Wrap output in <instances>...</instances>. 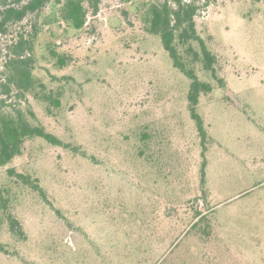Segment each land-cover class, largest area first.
Returning <instances> with one entry per match:
<instances>
[{
	"label": "rangeland",
	"instance_id": "rangeland-1",
	"mask_svg": "<svg viewBox=\"0 0 264 264\" xmlns=\"http://www.w3.org/2000/svg\"><path fill=\"white\" fill-rule=\"evenodd\" d=\"M61 1L0 33V110L65 143L28 138L0 165V264H264V0H187L215 57L208 69L198 41L178 44L211 86L197 105L206 148L191 79L149 31L163 0L87 4L80 29ZM21 36L34 41L27 91L5 86Z\"/></svg>",
	"mask_w": 264,
	"mask_h": 264
},
{
	"label": "trees",
	"instance_id": "trees-1",
	"mask_svg": "<svg viewBox=\"0 0 264 264\" xmlns=\"http://www.w3.org/2000/svg\"><path fill=\"white\" fill-rule=\"evenodd\" d=\"M50 1L17 0L18 5H5L0 9V33L6 32L11 23L22 21L31 13L40 12ZM61 2V16L75 28L80 29L87 21V4H91L97 11L99 0H63ZM196 12L197 6L192 1L163 0L159 3L152 2L148 12L149 31L161 37L164 48L173 59L174 65L191 79L189 109L201 135L202 143L206 148L208 133L204 120L197 111V105L201 92L210 91L211 86L201 81L195 71L187 67L185 61L182 59L178 45H185L192 40L198 41L201 46L205 67L208 69L213 68L215 57L207 48L205 41L197 33ZM33 42V39H26L21 36L11 47L12 56L6 62V66L11 70L8 83L5 86L11 87V84H15L21 91H27L31 87L33 79L31 58H23L22 55L27 49L32 50ZM188 49L193 50L191 46ZM198 55L199 53L195 52V57ZM59 60L64 62L65 59L59 58ZM46 98L56 106L60 103L59 99L54 98L52 95H47ZM31 137H42L54 145L65 144L55 134L47 131L45 127L31 123L23 113L0 110V165H6L21 155L26 140ZM206 165L205 159L202 170L204 181L206 178ZM10 171L16 174L24 183L30 184L34 189L43 193L40 185L31 180L29 176L23 173H16L14 169ZM9 219L11 230L18 234H24L21 223L12 213H9Z\"/></svg>",
	"mask_w": 264,
	"mask_h": 264
},
{
	"label": "water",
	"instance_id": "water-1",
	"mask_svg": "<svg viewBox=\"0 0 264 264\" xmlns=\"http://www.w3.org/2000/svg\"><path fill=\"white\" fill-rule=\"evenodd\" d=\"M229 95L233 97V95H232V93H231V92H229Z\"/></svg>",
	"mask_w": 264,
	"mask_h": 264
}]
</instances>
